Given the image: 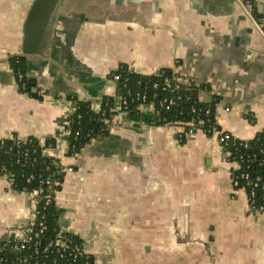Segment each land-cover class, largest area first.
Listing matches in <instances>:
<instances>
[{
    "label": "crops",
    "instance_id": "obj_1",
    "mask_svg": "<svg viewBox=\"0 0 264 264\" xmlns=\"http://www.w3.org/2000/svg\"><path fill=\"white\" fill-rule=\"evenodd\" d=\"M34 1L0 0V138L52 139L44 152L72 167L54 194L60 231L94 264H264V213L234 188L215 137H179L181 125L141 108L114 116L75 157L66 130L73 96L97 111L124 64L172 69L200 102L216 99L220 129L252 139L264 128V0H58L42 52L25 59L46 86L40 98L18 89L10 65ZM32 196L0 173V241L27 226Z\"/></svg>",
    "mask_w": 264,
    "mask_h": 264
},
{
    "label": "trees",
    "instance_id": "obj_2",
    "mask_svg": "<svg viewBox=\"0 0 264 264\" xmlns=\"http://www.w3.org/2000/svg\"><path fill=\"white\" fill-rule=\"evenodd\" d=\"M10 65L13 69L14 75L18 71H26L25 59L22 57H12L10 59ZM162 70L169 76L172 74V69L170 68H162ZM113 72L119 74L120 80L117 83V88L119 89V92L124 94L126 92L121 86L124 79H127V85L132 89L133 93L141 90V87L144 84L146 85L154 80L162 79V76L158 75H144L138 72H131L124 64H121ZM137 81H140L139 85L136 83ZM25 92L32 97L40 98L35 92V83H27ZM180 94L182 95V100L170 110L161 113V117L165 119L163 120L161 117L156 118L159 124L163 125L165 123L178 122L180 125L181 122L196 123L198 118H196V113L191 112L192 107H195L196 110H198L210 106L214 113V103L216 99L213 98L211 102L207 103L200 102L197 96V89L194 88L193 85L190 87L183 85ZM187 96L189 97L188 99H186ZM73 99L76 105V110L69 117L67 128L70 130V133L68 139L69 145L74 144L75 150L80 151L83 145L89 140L85 136L86 133L90 132L91 137L94 139L107 135V127L113 114V112L110 111V108L114 105V99L104 96L101 104V108L104 111L103 115L93 110L88 102L75 100L74 96ZM135 107L134 103L129 104L131 111H129L127 115L135 116L138 113V110H136ZM199 117L201 118L202 115L200 114ZM76 129H80L82 136L77 140H74L72 135ZM183 141L184 140L182 139V142ZM53 145L54 142L52 139H46L43 145H40L34 138L25 139L23 146L29 149L30 154L25 161H21L20 163H15L14 161L15 147L13 141L5 140L4 144L0 147V173H4L1 170V168L4 167L6 173L12 176V190L31 194L40 186L43 188L42 194H39L36 197L35 205L37 210L36 222L42 221L45 225V230L38 240L39 248H43L45 245L53 242L58 235V231H60L58 224L60 210L54 202V195L52 193L60 189L63 174L54 176L55 170L57 169L53 164L55 158L44 152L45 149L51 148ZM224 152L228 153L226 159L235 163V168L231 171L232 183L236 182V184L233 185L234 188L243 189L248 195L252 189L253 181L256 177H259L260 181L258 182V185L253 188L255 203L264 205V128L250 140L232 139L227 143ZM244 175H248L247 180L244 178ZM49 176L55 177L54 179L58 180V184L52 185V178L50 180L51 185L47 188L46 184L41 183V181ZM45 195H50L48 203H45ZM63 233V236H65L68 241H71L72 244H76L79 247L82 246V242L77 236L68 232ZM32 247V242H28L26 244V249L22 253H7L10 264H19V261L16 258L29 253V250ZM54 258H56L54 264H85L86 262L88 264H94L92 256L84 254L78 255L74 260H61L57 256L55 257L54 254L50 253L48 254V257L44 258L40 253L34 255L31 259L29 258V261L30 264H32L34 259H37L36 261L38 263L43 260L47 262V264H52V259Z\"/></svg>",
    "mask_w": 264,
    "mask_h": 264
},
{
    "label": "built area",
    "instance_id": "obj_3",
    "mask_svg": "<svg viewBox=\"0 0 264 264\" xmlns=\"http://www.w3.org/2000/svg\"><path fill=\"white\" fill-rule=\"evenodd\" d=\"M242 2L243 4L248 3V0H238ZM154 75L162 76V79L154 80L150 83L144 84L141 87V90L135 91V93L132 92V89L128 87L127 85V79H124L121 83L122 88L125 90V94L122 92H119V89L117 88V83L120 80V76L117 72H113L111 74V80L113 84L116 86L115 90L110 92L105 97H111L114 99V105L110 108V111L113 112L112 118L118 114H128L130 110L129 104L134 103L135 109L140 110L141 108H144L145 110L150 111L156 118L161 117V113L163 111H168L172 107L176 106L177 103L182 100V95L180 94V90L183 89L182 82L175 76L173 70L172 74L169 76L168 74H165L164 71L161 69L158 70V72ZM32 82L35 83V92L38 96H43L46 91V86L42 84H38L36 82V75L31 72H17L15 74V84L17 85L18 89L21 91H25L27 83ZM138 85L140 84V81L136 82ZM189 97L187 96L186 99ZM226 110H229V108H225ZM76 110V105L74 106L73 112ZM98 113L101 115L104 114V111L102 110L101 106L97 110ZM191 112L196 113L198 118L196 123L191 122H181L180 125L182 126V130L179 134V137H185L186 135H191L197 131H201L206 135L213 136L216 138L217 142L219 143L222 151H225V147L227 146V143L231 141L233 138L229 132L223 131L219 128L216 120L215 115L212 112L210 106H207L205 108H200L196 110L195 107H192ZM200 114L202 117L200 118ZM163 120L165 118L161 117ZM69 123V121H68ZM178 123V122H177ZM165 124H171V123H165ZM68 125V124H67ZM66 130L68 132V136L70 133V130L66 127ZM91 133H86V137L89 139L85 145L80 149V151L75 150V146L69 145L70 152L69 154L71 156H77L80 154V152L85 149L86 147L92 145L96 139L91 137ZM82 136L80 129H76L73 132L72 138L74 140H77ZM5 140H11L14 143L15 147V157L14 161L15 163H20L21 161H25L30 151L28 148H25L23 145L25 143L24 139L18 138L17 136H9V137H2L0 138V147L4 144ZM45 151V150H44ZM228 154V153H227ZM53 157V156H52ZM54 158V157H53ZM57 169L55 170L54 176H57L59 174H63L67 171H72L71 166L63 165L60 160L57 158L54 159L53 163ZM1 170L4 172L3 175H5L8 179L9 186L12 189V176L8 175L6 173V169L4 167L1 168ZM2 174V173H1ZM53 178V179H52ZM55 177H48L45 180L41 181V183L46 184L47 188L51 185V179L52 185H57L58 180L54 179ZM57 178V177H56ZM244 178L247 180L248 175H244ZM260 181L259 177H256L255 180L252 183V189L250 193L247 195V200L249 204L250 210H252L254 213H264V205L263 204H256L255 203V194L253 188L258 185V182ZM236 182H233V185H235ZM263 190H264V184H263ZM43 188L40 186L35 191L31 193L32 196V211L30 213V219L23 229H10L7 230L0 241V264H10L9 256L7 253H22L26 249V244L28 242H32V248L29 250V253L23 254L16 259L19 261V264H30L29 258L31 259L34 255L42 254L44 258L48 257V254H54L55 257L57 256L61 260H67L71 259L74 260L78 255H90L83 251V247H79L76 244H72L71 241H68L65 236H63L62 231H58V235L56 239L45 245L43 248H39L38 246V240L39 237H41L43 231L45 230V225L42 221L36 222L37 219V210L35 208L36 205V197L39 194H42ZM53 192V191H52ZM56 191H54L52 194L54 195ZM50 195H45V203L49 202ZM37 260V259H36ZM34 259V262L32 264H47V262L43 261L38 263ZM56 258L52 259V264L55 263ZM85 264H88L87 262Z\"/></svg>",
    "mask_w": 264,
    "mask_h": 264
},
{
    "label": "water",
    "instance_id": "obj_4",
    "mask_svg": "<svg viewBox=\"0 0 264 264\" xmlns=\"http://www.w3.org/2000/svg\"><path fill=\"white\" fill-rule=\"evenodd\" d=\"M57 4L58 0H35L33 2L24 25L25 38L22 52L16 57L33 60L35 54L42 52L39 47L43 42L46 26L56 10ZM32 40H35L34 48L30 47L33 43Z\"/></svg>",
    "mask_w": 264,
    "mask_h": 264
}]
</instances>
